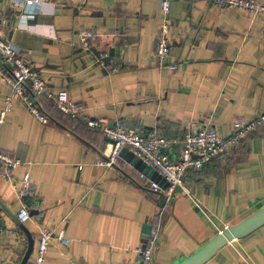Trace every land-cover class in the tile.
Returning a JSON list of instances; mask_svg holds the SVG:
<instances>
[{
  "label": "crops",
  "instance_id": "1",
  "mask_svg": "<svg viewBox=\"0 0 264 264\" xmlns=\"http://www.w3.org/2000/svg\"><path fill=\"white\" fill-rule=\"evenodd\" d=\"M161 16V0H34L31 12L26 0H0L5 35L79 108L72 119L42 98L50 115L42 123L15 97L0 127V149L22 161L15 178L29 172L33 182L25 202L37 213L24 224L35 247L42 226L68 218L71 243L53 240L46 264H137L146 223L160 229L152 264H174L264 207V124L228 154L187 173L190 194L178 189L170 200L121 156L115 168L96 165L107 142L89 119L120 120L180 140L207 124L227 137L237 121L264 113V13L171 0V49L162 62L155 54ZM84 32L97 35L88 49ZM9 93L0 79V112ZM181 150L175 145L171 158ZM0 199L17 216L21 201L1 176ZM0 224L12 230L0 234L1 264H20L28 237L3 207ZM203 264H264V224Z\"/></svg>",
  "mask_w": 264,
  "mask_h": 264
},
{
  "label": "built area",
  "instance_id": "2",
  "mask_svg": "<svg viewBox=\"0 0 264 264\" xmlns=\"http://www.w3.org/2000/svg\"><path fill=\"white\" fill-rule=\"evenodd\" d=\"M210 1L219 8H237L256 14L264 13V2L260 0ZM32 6H34V0H26V12H31ZM161 10V27L155 47V54L160 62L168 57L171 49V0H161ZM6 23H8L6 18L0 21V79L8 84L10 93L6 97L5 108L0 112V127L5 122L15 97H19L25 103L27 110L42 123H48L50 119V115L43 108L42 98L51 101L65 115L77 119L79 108L71 99L69 91L65 88L52 89L49 86L47 80L28 61L19 47L5 35L2 28L6 26ZM96 37L94 32H84L81 34V41L88 49ZM105 58L106 56H100L98 59L104 62ZM169 67L176 70L178 65L171 64ZM110 70L116 71L117 67ZM263 122L264 113L254 120L237 121L232 134L227 137L207 124L195 130H187L180 140L169 139L158 129L145 134L132 126L123 124L120 120L112 123L106 118L89 119L87 125L115 141V143L107 142L102 152L103 157L96 162L97 166L115 168L118 166L121 150L126 147L145 163L156 168L166 179L167 188L158 181H152L150 187L170 200L178 189L190 194L185 179L187 173L203 169L214 159L228 154L243 137L253 132ZM175 145L182 146V150L176 159H172L169 152ZM21 163L19 158L12 157L0 149V176L15 188L16 196L21 201L17 217L25 223L31 217V206L25 202V199L30 196L33 182L29 172H26L20 180L15 178L14 171ZM66 222L68 218L63 219L57 227H41L30 264H46L53 240H57L61 246H68L71 243ZM228 227L225 226L224 229ZM11 231L0 224V234ZM159 232V227H153L147 244L136 248L137 264L153 263Z\"/></svg>",
  "mask_w": 264,
  "mask_h": 264
},
{
  "label": "water",
  "instance_id": "3",
  "mask_svg": "<svg viewBox=\"0 0 264 264\" xmlns=\"http://www.w3.org/2000/svg\"><path fill=\"white\" fill-rule=\"evenodd\" d=\"M106 142L115 143L111 138L105 137ZM121 157L125 159V161L137 169L139 172L145 174L152 181L160 182L164 188L168 187V182L161 174H159L158 170L151 165H148L143 160H141L137 155H135L128 148L124 147L121 150ZM0 206L5 208V210L10 214V216L16 222L18 228H20L28 237V248L24 254V257L20 264H27L28 260L34 250L35 240L24 223H22L14 213H11L7 210L6 206L0 199ZM37 212L31 211V214ZM264 224V207L254 212L249 217L242 220L239 224L229 226L228 228L220 231L218 234L213 236L206 244L202 245L195 253L190 256H184L180 259L176 260L174 264H203L207 261L216 251L222 246L234 241L235 239L241 238L243 236L248 235L256 228ZM2 225L4 226V221H2ZM144 237L149 238L150 233L152 231V225L146 223L143 228Z\"/></svg>",
  "mask_w": 264,
  "mask_h": 264
},
{
  "label": "trees",
  "instance_id": "4",
  "mask_svg": "<svg viewBox=\"0 0 264 264\" xmlns=\"http://www.w3.org/2000/svg\"><path fill=\"white\" fill-rule=\"evenodd\" d=\"M61 112V111H60ZM62 113V112H61ZM64 114V113H63ZM264 124V122L263 123H261V124H259L258 126H257V128L255 129V131L256 130H258V129H260L261 127H262V125ZM254 132V131H253ZM252 132V133H253ZM252 133H250V134H252ZM250 134H248V135H246L245 137H243L242 139H241V141L238 143V145L245 139V138H247ZM237 145V146H238Z\"/></svg>",
  "mask_w": 264,
  "mask_h": 264
}]
</instances>
